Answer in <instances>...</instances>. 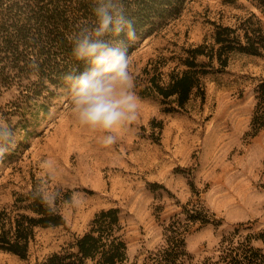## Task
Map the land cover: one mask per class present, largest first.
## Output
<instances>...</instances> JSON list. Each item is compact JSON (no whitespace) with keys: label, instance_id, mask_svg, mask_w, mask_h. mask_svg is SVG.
Returning <instances> with one entry per match:
<instances>
[{"label":"rangeland","instance_id":"rangeland-1","mask_svg":"<svg viewBox=\"0 0 264 264\" xmlns=\"http://www.w3.org/2000/svg\"><path fill=\"white\" fill-rule=\"evenodd\" d=\"M249 12L264 29V14L252 0H188L177 20L142 41L131 54L139 116L109 147L98 142L100 133L78 124L69 96L60 91L47 116H38L32 135L14 128L15 146L0 158V208H9L13 194L27 192L32 179H40L44 195L60 201L65 223L38 229L26 259L0 251V264L41 262L109 208L119 209L127 257L137 264L163 244V226L174 215L182 218V206H201L220 222L218 228H190L185 264L215 254L221 237L239 224L242 234L264 227V110H256L253 92L264 79V52L231 56L223 72L204 79V99L193 94L177 113L163 112L157 100L139 95L144 70L167 59L159 71L169 72L176 66L170 58L181 48L211 41L213 23L231 26ZM18 99L15 87L3 92L0 110L9 111ZM10 118L18 122L17 115ZM74 193L79 199L71 203Z\"/></svg>","mask_w":264,"mask_h":264},{"label":"trees","instance_id":"trees-1","mask_svg":"<svg viewBox=\"0 0 264 264\" xmlns=\"http://www.w3.org/2000/svg\"><path fill=\"white\" fill-rule=\"evenodd\" d=\"M187 1L128 0L137 33V39L129 41L130 54L177 20ZM252 2L264 14V0ZM94 19L91 0H0V94L15 87L19 96L8 104L9 111L0 110V123L25 131L26 137L33 134L38 116H47L55 94L68 95L65 77L85 67L72 57L68 36ZM235 20L231 26L213 23L210 42L181 48L170 58L176 60V66L169 72L159 71L167 59L144 70L145 85L139 95L157 100L165 107L163 112L177 113L185 110L193 94L204 99V79L223 72L231 56H262L261 20L253 12ZM253 92L256 110H264V79ZM13 115L18 117L16 124L10 118ZM42 195L41 180L32 179L27 192L13 194L11 206L0 208L1 252L26 259L38 229L64 226L60 201L55 198L44 203L39 198ZM186 206H182V218L174 215L163 226V244L149 252L144 264H185L190 259L185 248L190 228L220 226L205 208ZM242 227L239 224L222 236L215 254L196 264H264V227L247 234L241 233ZM122 230L119 209L100 210L87 231L37 264H137L129 263Z\"/></svg>","mask_w":264,"mask_h":264},{"label":"clouds","instance_id":"clouds-1","mask_svg":"<svg viewBox=\"0 0 264 264\" xmlns=\"http://www.w3.org/2000/svg\"><path fill=\"white\" fill-rule=\"evenodd\" d=\"M94 22L81 24L69 36L72 57L82 71L65 77L72 116L78 124L101 135L105 147L115 144L119 132L138 119L141 98L134 90L129 41L137 39L128 0H91ZM16 133L0 123V158L15 146ZM44 203L54 195L39 197ZM79 199L74 193L71 203Z\"/></svg>","mask_w":264,"mask_h":264}]
</instances>
